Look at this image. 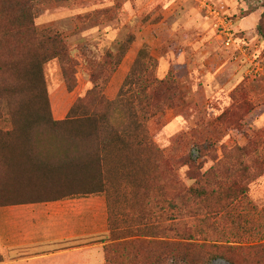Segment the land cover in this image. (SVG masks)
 Instances as JSON below:
<instances>
[{"label": "rangeland", "instance_id": "rangeland-1", "mask_svg": "<svg viewBox=\"0 0 264 264\" xmlns=\"http://www.w3.org/2000/svg\"><path fill=\"white\" fill-rule=\"evenodd\" d=\"M34 5L36 24L53 25L73 59V91L59 60L44 65L56 119L67 116L93 86V73L106 54L117 53L123 44L128 51L106 85L109 97L130 86L136 58H153L155 77L170 82L165 113L149 122L165 157L147 217L155 227L150 234L170 236L171 190L177 185L183 193L197 186L203 191L191 203L187 226L199 242L264 245V34L258 29L261 24L264 32V0H34ZM214 10L232 20L234 45L219 37ZM69 200L94 207L104 203L108 212L105 194ZM122 205L137 219L127 202ZM109 239L106 232L88 241ZM235 253L238 264H248L246 252ZM89 256L93 264L103 262V251ZM212 264L234 263L216 258Z\"/></svg>", "mask_w": 264, "mask_h": 264}, {"label": "trees", "instance_id": "trees-1", "mask_svg": "<svg viewBox=\"0 0 264 264\" xmlns=\"http://www.w3.org/2000/svg\"><path fill=\"white\" fill-rule=\"evenodd\" d=\"M35 20L34 0H0V207L105 194L110 238L103 245L105 264H212L216 258L238 264L236 250L249 255L248 264H264L263 244L201 243L189 231L191 203L203 191L197 186L171 190L170 236L150 234L155 227L147 217L165 157L149 122L165 113L170 82L155 77L153 58H136L130 86L109 97L106 85L128 51L123 44L106 54L93 73V86L67 116L56 119L44 65L59 60L73 91V59L53 25L39 27Z\"/></svg>", "mask_w": 264, "mask_h": 264}, {"label": "crops", "instance_id": "crops-1", "mask_svg": "<svg viewBox=\"0 0 264 264\" xmlns=\"http://www.w3.org/2000/svg\"><path fill=\"white\" fill-rule=\"evenodd\" d=\"M108 231L104 203L66 199L2 206L0 264H93L89 253L103 251L104 242L88 240Z\"/></svg>", "mask_w": 264, "mask_h": 264}, {"label": "built area", "instance_id": "built-area-1", "mask_svg": "<svg viewBox=\"0 0 264 264\" xmlns=\"http://www.w3.org/2000/svg\"><path fill=\"white\" fill-rule=\"evenodd\" d=\"M212 14H214V17H217L219 37L226 46L234 45L236 43V35L233 31L232 20L228 16H222L217 10L212 11Z\"/></svg>", "mask_w": 264, "mask_h": 264}]
</instances>
